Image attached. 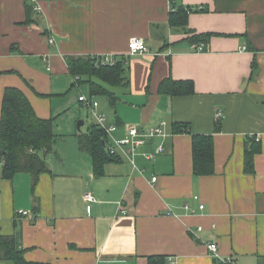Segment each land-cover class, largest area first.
<instances>
[{"label": "crops", "instance_id": "crops-1", "mask_svg": "<svg viewBox=\"0 0 264 264\" xmlns=\"http://www.w3.org/2000/svg\"><path fill=\"white\" fill-rule=\"evenodd\" d=\"M27 3L30 19L25 0H0V110L4 89L18 87L37 116L54 118L55 136L40 153L50 171L36 180L2 178L0 164V232L17 233L25 258L48 264H216L209 242L233 264L264 258V0H175L196 9L184 26L171 20L170 0ZM201 33L212 34L188 40ZM132 37L147 51L129 55ZM120 54L128 56L121 84L69 72L68 57ZM166 77L191 80L194 92L159 93ZM81 95L116 125V138L163 121L166 135L140 146L134 166L115 147L96 175L77 139L97 125ZM81 109L91 120L82 132ZM190 133L212 134V174H193ZM158 145L164 151L154 155ZM256 146L247 172L245 152Z\"/></svg>", "mask_w": 264, "mask_h": 264}, {"label": "trees", "instance_id": "trees-1", "mask_svg": "<svg viewBox=\"0 0 264 264\" xmlns=\"http://www.w3.org/2000/svg\"><path fill=\"white\" fill-rule=\"evenodd\" d=\"M26 2L29 18V4ZM174 1L170 0L173 9L170 18L181 25H185L186 16L196 9L178 6L174 7ZM212 33L193 34L189 41L207 42ZM98 55L83 57H68L69 72L75 81H79V75L94 74L110 85H118L125 79L126 55H113L112 64L100 63ZM158 92L169 96L192 94L193 82L189 79L174 80L171 77L162 79L158 86ZM215 132L220 130L219 120L216 118ZM54 118H40L33 110L24 92L15 86H8L3 91L0 110V164L1 177L11 178L18 172H29L35 180L45 172L50 171L43 156L52 150L54 141ZM182 125H174V131L181 130ZM182 131L187 132L186 125ZM192 169L196 176L210 175L213 173L214 151L212 134H191ZM79 148L88 152L96 175L103 172V165L111 161V155L102 145L105 139L104 131L95 123L88 127L87 133L77 134ZM260 150L259 146L247 149L244 157V169L253 171V154ZM0 262L4 264H48L28 260L24 256V250L18 245V234L7 235L0 232ZM257 264H264V258H260Z\"/></svg>", "mask_w": 264, "mask_h": 264}, {"label": "built area", "instance_id": "built-area-1", "mask_svg": "<svg viewBox=\"0 0 264 264\" xmlns=\"http://www.w3.org/2000/svg\"><path fill=\"white\" fill-rule=\"evenodd\" d=\"M48 42L49 43H53L54 40L52 37L48 38ZM195 47L196 50L201 51L202 46L199 44H194L193 45ZM128 54L129 55H133L136 53H143L145 51H147V46L144 43V41L139 38V37H132L129 41H128ZM99 57V61L100 63H109L112 64L113 62V58L112 56H107V55H98ZM79 100L81 102H83V104L86 105V107L88 108V110H90L93 115L95 116L96 119V123L97 125L104 131L105 134V142H109L107 145H105L106 150L111 154V155H115L116 151H115V147L120 148L123 153H130L129 159L131 161V163L134 166V161H133V154L136 152V150L144 145L149 139H151L154 136H165L166 132H165V126H166V122H160L159 125L151 127L149 129L143 130L140 127H136V126H130L127 128L126 130V135H124L123 137L120 138H116L112 135V133L115 131L116 129V125H108L105 123V118L102 114H95V112L93 111L94 108L97 106V102L89 99L87 97H85L84 95H81L79 97ZM215 117L216 118H222L223 114L221 111H216L215 113ZM257 141L260 139L259 136H257L255 138ZM164 151V148L161 145H158L156 147L155 150V154H159L162 153ZM153 155V154H151ZM152 180H155V177L152 178ZM84 199L88 202L94 201L95 198L93 197V195L90 192H86L84 194ZM199 208H203V205H200ZM22 215H28V211H21L20 212ZM198 230H201V227H197ZM207 249L208 251L213 255L214 259H215V263L216 264H233L232 258L230 256L227 257H221L218 253L217 250V246L215 243H211L209 242L207 244Z\"/></svg>", "mask_w": 264, "mask_h": 264}, {"label": "rangeland", "instance_id": "rangeland-1", "mask_svg": "<svg viewBox=\"0 0 264 264\" xmlns=\"http://www.w3.org/2000/svg\"><path fill=\"white\" fill-rule=\"evenodd\" d=\"M72 94H70L69 92L66 94V97L68 98V97H70ZM77 107H78V105H77ZM80 114H81V118L80 119H77V121H79V120H82V121H84V125H82L81 126V132L82 131H85L86 130V128L88 127V125H89V123H90V119H89V117H87V115H88V112L86 113V110H82L81 109V112H80ZM0 264H4V263H2V262H0Z\"/></svg>", "mask_w": 264, "mask_h": 264}, {"label": "water", "instance_id": "water-1", "mask_svg": "<svg viewBox=\"0 0 264 264\" xmlns=\"http://www.w3.org/2000/svg\"><path fill=\"white\" fill-rule=\"evenodd\" d=\"M82 124H83V121L82 120H80V121L77 122L76 127H77L78 130H80V126ZM102 145L104 146V140L103 139H102Z\"/></svg>", "mask_w": 264, "mask_h": 264}]
</instances>
